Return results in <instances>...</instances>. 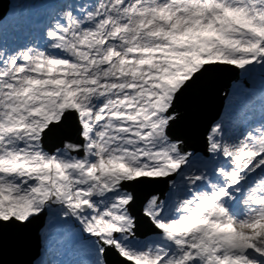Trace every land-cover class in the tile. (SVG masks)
<instances>
[{"label": "snow or ice", "instance_id": "1", "mask_svg": "<svg viewBox=\"0 0 264 264\" xmlns=\"http://www.w3.org/2000/svg\"><path fill=\"white\" fill-rule=\"evenodd\" d=\"M44 2L33 24L0 0V248L47 216L42 264H72L67 250L74 264H264V0ZM10 13L35 31L15 47ZM224 69L230 103L189 151L170 133L177 104ZM257 78L259 123L236 134ZM144 182L165 189L138 217Z\"/></svg>", "mask_w": 264, "mask_h": 264}, {"label": "water", "instance_id": "2", "mask_svg": "<svg viewBox=\"0 0 264 264\" xmlns=\"http://www.w3.org/2000/svg\"><path fill=\"white\" fill-rule=\"evenodd\" d=\"M232 78L217 73L208 74L202 78L198 88L183 96L177 104L178 119L170 133L173 137L181 138L186 149L204 150L205 135L211 123L219 116L222 92L227 91ZM60 135L61 139L70 140L74 132L69 125ZM147 183L151 182L138 183L137 187L131 189L136 198L132 212L138 217L143 203L152 195L150 188L143 187ZM42 226L43 219L26 229H7L0 248V264H32L39 253L38 231Z\"/></svg>", "mask_w": 264, "mask_h": 264}, {"label": "rangeland", "instance_id": "3", "mask_svg": "<svg viewBox=\"0 0 264 264\" xmlns=\"http://www.w3.org/2000/svg\"><path fill=\"white\" fill-rule=\"evenodd\" d=\"M16 2H19V3H25V2H32V3H34V4H36L37 6H40L41 4H46V2H44V0H16ZM228 71H229V69H228ZM230 72H232V71H230ZM232 84H233V82L231 83V85H230V90H231V86H232ZM224 111H225V109H224ZM48 220V219H47ZM44 249H45V247H44Z\"/></svg>", "mask_w": 264, "mask_h": 264}, {"label": "bare ground", "instance_id": "4", "mask_svg": "<svg viewBox=\"0 0 264 264\" xmlns=\"http://www.w3.org/2000/svg\"><path fill=\"white\" fill-rule=\"evenodd\" d=\"M39 264H42V261H40V263Z\"/></svg>", "mask_w": 264, "mask_h": 264}]
</instances>
